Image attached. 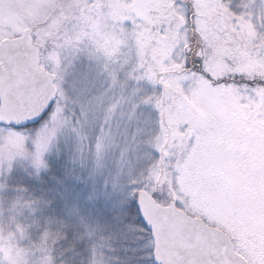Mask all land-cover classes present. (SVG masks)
<instances>
[{"label": "snow or ice", "instance_id": "1", "mask_svg": "<svg viewBox=\"0 0 264 264\" xmlns=\"http://www.w3.org/2000/svg\"><path fill=\"white\" fill-rule=\"evenodd\" d=\"M88 3L109 7L107 0ZM189 7L173 0L184 22L173 17L159 27L164 37L176 25L170 50L132 75L129 163L104 185L108 255L122 264H264V151L254 147L255 140L264 145V71L225 59L227 70L217 73L207 47L192 49ZM217 7L236 31L251 26L249 55L264 64V0H218ZM142 23L133 15L123 26L138 31ZM26 39L0 25V133L23 136L35 153L32 170L47 176L41 139L58 111L56 80L23 50ZM90 81L85 70L70 90ZM89 195V205L100 203Z\"/></svg>", "mask_w": 264, "mask_h": 264}, {"label": "rangeland", "instance_id": "2", "mask_svg": "<svg viewBox=\"0 0 264 264\" xmlns=\"http://www.w3.org/2000/svg\"><path fill=\"white\" fill-rule=\"evenodd\" d=\"M137 1L107 0L102 12L88 0H0V25L21 35L30 30L40 49L38 64L54 76L58 97V111L54 108L53 123L41 139L49 152L43 162L47 176L32 170L35 153L23 136L0 133V257L11 264H122L108 255L105 232L112 225L105 216L104 185L113 184L118 169L129 163L124 136L132 75L159 48L164 54L170 50L176 25L164 37L159 27L173 17L184 22L172 10L173 0H141L136 10ZM183 3L196 25L189 29L192 49L207 47L217 73L227 70L225 59L256 66L244 71H264L249 55L255 35L250 25L236 31L218 0ZM133 15L143 21L138 31L123 26ZM85 70L91 72L87 88L70 90ZM254 147L258 155L264 151L259 140ZM89 194H98L100 203L89 205Z\"/></svg>", "mask_w": 264, "mask_h": 264}, {"label": "water", "instance_id": "3", "mask_svg": "<svg viewBox=\"0 0 264 264\" xmlns=\"http://www.w3.org/2000/svg\"><path fill=\"white\" fill-rule=\"evenodd\" d=\"M29 34H30V30H27L21 35L22 37H27L25 44L23 46V50L26 52L27 55H30L37 62L39 56V48L31 42ZM40 71L43 72L45 77L54 78V76L47 74L42 70ZM48 98H51V96H49ZM43 103L46 104L47 100H44Z\"/></svg>", "mask_w": 264, "mask_h": 264}, {"label": "trees", "instance_id": "4", "mask_svg": "<svg viewBox=\"0 0 264 264\" xmlns=\"http://www.w3.org/2000/svg\"><path fill=\"white\" fill-rule=\"evenodd\" d=\"M143 4L144 3L141 2V0L137 1L136 3H134L135 9L139 10V8H141L143 6ZM194 41H195V38L192 37V46L195 47V42ZM158 50H160V53L158 55H164V53L162 52V49L159 48ZM240 65H242V67L244 69H248V70L249 69L250 70L255 69L254 67H256V66H251L250 65L252 67V68H250L247 61H240ZM256 69H258V68H256ZM0 259H1L2 264H11L12 263V260H10V258H8V257L1 256Z\"/></svg>", "mask_w": 264, "mask_h": 264}]
</instances>
